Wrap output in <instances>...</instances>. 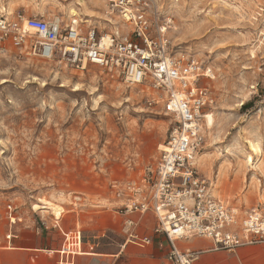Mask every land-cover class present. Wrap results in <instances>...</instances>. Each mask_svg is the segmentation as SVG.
Instances as JSON below:
<instances>
[{
	"label": "rangeland",
	"instance_id": "obj_1",
	"mask_svg": "<svg viewBox=\"0 0 264 264\" xmlns=\"http://www.w3.org/2000/svg\"><path fill=\"white\" fill-rule=\"evenodd\" d=\"M152 1L146 15L156 11L160 19H171V53L212 72V79L199 80L213 100L208 113L214 123L209 131L204 127L198 173L239 220L255 208L264 213V0ZM86 5L0 0V11L7 9L9 21L60 17L67 23L74 10L82 28L129 32L107 1ZM151 98L146 85L129 86L100 68L72 70L11 44L0 46V264H31L28 254L15 250L18 244L40 240L58 248L56 222L64 230L91 232L95 226L105 233L101 243L107 248L127 239L124 218L114 214L125 200L115 197L112 185L134 182L146 194L147 170L171 128L160 105L146 104ZM40 199L62 207V218L33 211ZM146 217L140 235L156 224ZM42 257L43 264H55L56 258Z\"/></svg>",
	"mask_w": 264,
	"mask_h": 264
},
{
	"label": "built area",
	"instance_id": "obj_2",
	"mask_svg": "<svg viewBox=\"0 0 264 264\" xmlns=\"http://www.w3.org/2000/svg\"><path fill=\"white\" fill-rule=\"evenodd\" d=\"M152 2L108 1L110 12L117 11L130 26L126 34L118 29L82 28L76 18L64 23L30 17L24 23L34 31L33 41L23 28V20L9 21L0 11V46H17L33 57L56 60L72 70L100 68L129 86L146 85L153 93L154 98L146 104L160 105L171 128L155 165L147 170L149 190L143 194L134 182L123 186L114 183L112 190L116 198L125 200L117 214L140 218L147 212L154 214L155 233L163 234L169 243L163 264H194L201 252H182L176 245L192 238L210 241L214 249L231 253L244 246L264 247V213L255 208L239 220L234 209L211 194L208 180L197 171L205 142L204 113L213 104L209 91L199 87V80L212 79V72L171 53L167 36L171 19H160L156 11L152 17L146 15ZM8 209L11 212L10 206ZM124 225L128 241L150 243L149 238L136 234L137 221L126 218ZM81 252V231L63 233L56 264H74L73 257Z\"/></svg>",
	"mask_w": 264,
	"mask_h": 264
},
{
	"label": "crops",
	"instance_id": "obj_3",
	"mask_svg": "<svg viewBox=\"0 0 264 264\" xmlns=\"http://www.w3.org/2000/svg\"><path fill=\"white\" fill-rule=\"evenodd\" d=\"M114 214H117L115 210ZM146 215L153 217L156 224L150 227L144 235H140L138 231L139 222L144 216L146 217ZM144 216L141 218L137 215L120 217H123L124 221L126 218L137 221L138 225L135 229L136 234L139 238H149L150 243L148 245H141L139 242H130L125 239L126 237L124 236L122 243L116 244V246L112 248H107L101 243V240L105 237V233L96 230L95 226L91 228V232L90 228L85 230H80L78 228L64 230L58 222H56V227L62 237V242L58 248L54 249L52 247L42 246L40 240H38V242L36 240L34 246L18 244L14 246V248L15 250H20L28 254L31 264H43L42 255L44 254L52 260L56 258V264L59 257L58 251L61 250L63 244V233L79 230L82 234V252L73 257L74 264H163L169 252V243L163 234L155 233L157 221L154 214L152 212H147ZM79 218L81 223L86 222V217L84 215H80ZM148 219L149 216L145 218L147 222ZM141 226H144V224ZM107 231L113 232L114 228L108 227ZM39 234V230H36V235ZM17 238L18 236H15V239ZM176 245L182 252H201L194 264H264V247L262 245L244 246L232 253L216 250L210 241L199 238L178 241ZM39 259L42 260L40 261Z\"/></svg>",
	"mask_w": 264,
	"mask_h": 264
},
{
	"label": "bare ground",
	"instance_id": "obj_4",
	"mask_svg": "<svg viewBox=\"0 0 264 264\" xmlns=\"http://www.w3.org/2000/svg\"><path fill=\"white\" fill-rule=\"evenodd\" d=\"M76 1L83 8H85L87 6L86 5V0H76ZM104 1L108 2L109 0H104ZM1 12L7 13V9L2 7L1 8ZM69 15L74 19V17H76L77 13L74 10H71ZM54 18L56 19V21L61 22L60 17H54ZM24 21H23V28L27 31V34H29V35L34 34L33 30L28 29L26 27ZM78 21H79V23H81L80 20H78ZM124 24H125V22H124ZM132 86H134V85H132ZM74 90L78 91L79 87L77 85H75L74 86ZM208 112L209 111H206L204 113V124H205L206 128L209 131L212 128V126H213L214 119H213V114H211V113L209 114ZM250 146H251V149H252L253 152L259 153L258 152L259 151L258 148L253 146V144H251ZM163 149H164V146H162L161 150H163ZM248 163H252V159L250 157L248 158ZM32 209L35 212H37V211H41V213L50 212L51 215L54 217V220H59L62 217V213H63V208L62 207H59V206L54 205V204H51L50 201L48 202V201L43 200V199H40L37 204H34L32 206Z\"/></svg>",
	"mask_w": 264,
	"mask_h": 264
},
{
	"label": "trees",
	"instance_id": "obj_5",
	"mask_svg": "<svg viewBox=\"0 0 264 264\" xmlns=\"http://www.w3.org/2000/svg\"><path fill=\"white\" fill-rule=\"evenodd\" d=\"M242 107H246V105H243Z\"/></svg>",
	"mask_w": 264,
	"mask_h": 264
}]
</instances>
